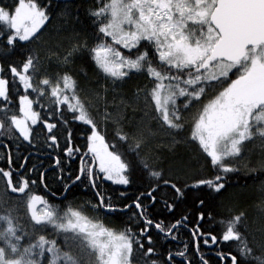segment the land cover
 <instances>
[{"label":"snow or ice","instance_id":"obj_1","mask_svg":"<svg viewBox=\"0 0 264 264\" xmlns=\"http://www.w3.org/2000/svg\"><path fill=\"white\" fill-rule=\"evenodd\" d=\"M81 7L0 4V264H213L201 244L216 248L215 264H264V179L255 216L231 192L242 169L264 177V0H94L83 20ZM53 20L69 33L62 53L43 35ZM22 147L77 157L62 187L83 183L94 199L61 205L32 191L35 167L13 158ZM134 175L145 184L134 196L102 188ZM38 180L47 187L43 171ZM190 198L195 222L181 207ZM217 202L228 216L214 234L203 222ZM181 228L191 246L161 249Z\"/></svg>","mask_w":264,"mask_h":264},{"label":"trees","instance_id":"obj_2","mask_svg":"<svg viewBox=\"0 0 264 264\" xmlns=\"http://www.w3.org/2000/svg\"><path fill=\"white\" fill-rule=\"evenodd\" d=\"M15 0H0V4L4 6H13L14 7ZM46 2V0H44ZM94 0H76V3L82 4L83 7L80 9L81 20H83L84 10L93 4ZM81 25H76L77 30L79 31ZM90 33V30H89ZM44 38L50 39L53 47L58 51H63L64 47H67L69 44V33L60 32L59 24L56 20H53L48 24V27L44 31ZM60 44L62 47L56 48V45ZM47 63H50L54 68L56 66L57 60L56 57H52L51 60ZM74 68H78L81 66V54H77L75 58V63L72 65ZM141 82L142 78H141ZM13 91H16L13 89ZM19 94H23V89H19ZM18 102V101H17ZM74 129L73 139L75 143H83V138L80 136V133L84 131V127L82 125H72ZM258 151V150H257ZM28 160L26 161L27 166L29 168L35 167L36 171L34 173H29L31 179L37 180V183L32 186V191L46 196L49 200H52L61 205H72V206H83L85 201H90L94 199L93 191L90 188H85L83 183H76L75 185L70 186V189L66 192V195L62 199H58L55 195H61L64 191L62 184L66 182L67 177L70 175H74L79 166V160L77 157H73L71 160L66 159L62 153H60V149H56L55 151L44 149L42 151H37L35 149H27L24 147L21 148L20 152L17 153L13 151V158L15 159L17 155H28ZM61 154V164L64 169L63 176L64 180L58 181L57 177L60 175L59 169L55 166L53 168L47 169L51 167L55 163L56 155ZM6 150L0 149V166H5L6 164ZM257 156L254 154L251 157V161H255ZM23 163L24 161H19ZM249 166H254L252 162L249 163ZM197 167H199L197 165ZM47 169V170H45ZM43 171L45 174V183L47 187H44L38 180L39 172ZM255 177V179H253ZM264 179V177H260L258 173H250L245 170H241L239 174L233 175L231 177L232 188L231 192L234 196V204L236 206H242L250 216H255L259 212L258 204L259 200L257 198L258 185L260 180ZM102 188L106 194H112L114 198L118 197L119 192L124 191L130 196L136 195L139 191L145 190V184L142 183L138 177V175H134V182L131 186H122V185H114L108 181H102ZM3 190V184L0 183V191ZM55 193V195H53ZM185 211H190L191 215L189 216L190 222H195V214L197 209L193 207V201L190 198L186 205L181 206ZM208 210L213 213V220L205 219L203 222V230L211 231L214 234L218 233L221 230L222 225L219 223L221 217L228 216L227 207L224 204L219 202L210 203ZM87 211V209H85ZM156 214L158 218L164 219L167 222L171 217L160 207H157ZM122 217H108L106 218V222H110V226H117ZM153 236L156 237V231L153 230ZM158 243L161 249L172 248L175 249L181 245V243H187L191 246L192 238L190 236V232L187 229H179V237L177 240L171 239H159ZM225 250L228 245H224ZM231 247H235V245H231ZM201 249L206 253L208 258L213 261L215 264L216 261V248L211 247L210 245L204 246L201 244Z\"/></svg>","mask_w":264,"mask_h":264},{"label":"water","instance_id":"obj_3","mask_svg":"<svg viewBox=\"0 0 264 264\" xmlns=\"http://www.w3.org/2000/svg\"><path fill=\"white\" fill-rule=\"evenodd\" d=\"M30 154H33L32 152H30L27 156H29ZM56 166V164L54 163L51 167H48L47 169H50V168H53V167H55ZM47 169H45V170H47ZM72 186V185H71ZM66 192L67 191H63V193L61 194V195H55V197L56 198H58V199H62V198H64V196L66 195ZM210 246L212 247V245L210 244Z\"/></svg>","mask_w":264,"mask_h":264}]
</instances>
